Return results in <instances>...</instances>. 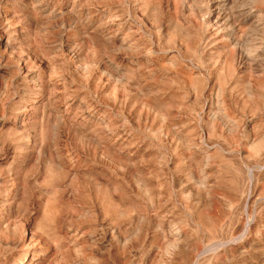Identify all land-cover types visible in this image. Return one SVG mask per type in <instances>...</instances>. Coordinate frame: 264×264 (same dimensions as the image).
<instances>
[{"label": "rangeland", "instance_id": "rangeland-1", "mask_svg": "<svg viewBox=\"0 0 264 264\" xmlns=\"http://www.w3.org/2000/svg\"><path fill=\"white\" fill-rule=\"evenodd\" d=\"M0 264H264V0H0Z\"/></svg>", "mask_w": 264, "mask_h": 264}]
</instances>
